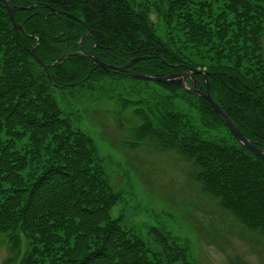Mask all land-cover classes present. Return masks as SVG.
<instances>
[{
	"label": "trees",
	"instance_id": "trees-1",
	"mask_svg": "<svg viewBox=\"0 0 264 264\" xmlns=\"http://www.w3.org/2000/svg\"><path fill=\"white\" fill-rule=\"evenodd\" d=\"M9 1L24 29L14 27L0 0V232L10 250L25 240L21 264H187L186 243L152 227L161 247L155 254L111 216L120 194L96 142L73 128L53 92L105 78L150 83L94 65L79 42L107 64L154 76L202 69L212 99L264 149V0ZM32 47L44 63L55 62L49 77ZM192 80L205 90L201 74ZM153 83L161 90L146 100V111H136L144 115L136 136L177 154L207 197L264 240V158L241 146L181 79Z\"/></svg>",
	"mask_w": 264,
	"mask_h": 264
},
{
	"label": "rangeland",
	"instance_id": "rangeland-1",
	"mask_svg": "<svg viewBox=\"0 0 264 264\" xmlns=\"http://www.w3.org/2000/svg\"><path fill=\"white\" fill-rule=\"evenodd\" d=\"M152 19L159 23L155 14ZM262 53L264 60V36ZM153 82L105 78L53 92L73 128L96 142L97 158L120 194L111 216L121 217L122 226L143 238L155 254L161 247L150 234L152 227L188 245L187 264H264L262 237L207 197L177 154L159 151L154 140L136 136L134 128L144 118L136 111H146V100L153 101L161 90ZM26 249L22 240L19 251L12 252L0 232V264H21Z\"/></svg>",
	"mask_w": 264,
	"mask_h": 264
},
{
	"label": "water",
	"instance_id": "water-1",
	"mask_svg": "<svg viewBox=\"0 0 264 264\" xmlns=\"http://www.w3.org/2000/svg\"><path fill=\"white\" fill-rule=\"evenodd\" d=\"M4 6L7 9V12L9 14V17L14 25L15 28H18L22 31H24L22 25L20 23H17L15 21V17H14V6L13 4L10 3L9 0H2ZM45 6L47 8H49L52 11L55 12H62L64 13L66 16L75 19L76 21L80 22L82 25H84L86 27V34H89L91 32L90 27L84 22L82 21L80 18L76 17L75 15H72L68 12H64L61 11L59 9H55L52 6L45 4ZM38 41V39H37ZM96 44V42H94V45ZM79 51H81L83 54H85L92 62L94 65L99 66L100 68H103L105 70H107L108 72L112 73L114 71L118 72V73H124L125 75L132 77V78H137L139 80H143V81H154V82H164V81H169V80H173L176 78H179L182 80V86L185 90L189 91L190 93L203 97L205 99L208 100V102L210 103V105L212 106L213 110L220 116L223 117L226 125L228 126L230 132L232 133L233 137L235 138V140L244 148H246L247 150H249L250 152L256 154L257 156L264 158V149L263 148H258L256 146H254L251 141L246 138L241 131L235 126V124L231 121V119L228 117V115L219 107V105L212 99L211 95H210V86H209V82H208V72L202 69H195V68H187L185 71L183 72H172V73H168L166 75L163 76H154L152 74H147V73H143V72H137V71H132L129 68H127V65L124 66H115L113 64H107L104 61L100 60L95 54L94 52H90L87 53L85 52L82 47H81V42H79ZM31 55L33 56L34 60L36 61L37 64L41 65L44 69H45V74L47 75V77H49V72H48V66L53 65L55 62H52L51 64H46L44 63L34 52L33 47L31 48ZM139 58H134L132 61H136ZM194 73H198L201 74L204 78V83H205V90H200L198 88H195L194 85V81L192 80V77L194 75ZM54 86L56 87H63V86H58L57 84L53 83ZM72 85V83L70 84Z\"/></svg>",
	"mask_w": 264,
	"mask_h": 264
}]
</instances>
